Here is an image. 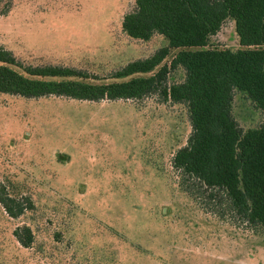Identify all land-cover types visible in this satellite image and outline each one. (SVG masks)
<instances>
[{
	"label": "rangeland",
	"instance_id": "obj_1",
	"mask_svg": "<svg viewBox=\"0 0 264 264\" xmlns=\"http://www.w3.org/2000/svg\"><path fill=\"white\" fill-rule=\"evenodd\" d=\"M135 0H2L0 45L23 64L80 69L92 82L166 44L129 37ZM213 44L239 47L227 19ZM168 59V58H167ZM243 127L262 114L236 93ZM190 132L186 108L158 92L88 101L0 92V185L32 202L0 204V264H264V233L219 219L178 186L171 158ZM28 225L33 243L13 236Z\"/></svg>",
	"mask_w": 264,
	"mask_h": 264
},
{
	"label": "trees",
	"instance_id": "obj_2",
	"mask_svg": "<svg viewBox=\"0 0 264 264\" xmlns=\"http://www.w3.org/2000/svg\"><path fill=\"white\" fill-rule=\"evenodd\" d=\"M227 19L234 25L235 49L211 42ZM121 28L145 41L160 34L166 44L114 70L108 82H92L69 66L23 64L0 45V92L88 101L158 92L184 105L190 132L171 158L179 188L219 219L264 233V0H135ZM236 93L260 111V123L239 124ZM0 204L10 217L32 207L2 185ZM12 233L22 247L32 245L30 226Z\"/></svg>",
	"mask_w": 264,
	"mask_h": 264
}]
</instances>
